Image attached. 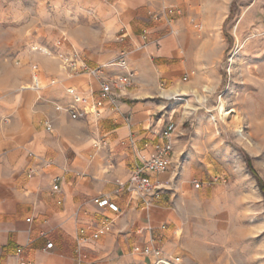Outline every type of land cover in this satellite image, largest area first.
<instances>
[{"label": "rangeland", "instance_id": "obj_1", "mask_svg": "<svg viewBox=\"0 0 264 264\" xmlns=\"http://www.w3.org/2000/svg\"><path fill=\"white\" fill-rule=\"evenodd\" d=\"M142 2L182 9L167 27L181 41L187 67L176 87L185 92L152 96L163 104L155 116L177 124V155L165 176L164 195L176 215L167 225L176 230L165 243L167 255L179 257L176 264H264V194L245 156L264 179V0ZM220 5L225 17L209 27V9ZM124 6L116 0H0V122L44 117L54 127V117L66 112L56 105L69 102L66 87L77 80L68 78L62 58L113 59L105 53L122 41L129 21ZM221 101L232 111L226 118ZM154 261L147 256L134 264Z\"/></svg>", "mask_w": 264, "mask_h": 264}, {"label": "crops", "instance_id": "obj_2", "mask_svg": "<svg viewBox=\"0 0 264 264\" xmlns=\"http://www.w3.org/2000/svg\"><path fill=\"white\" fill-rule=\"evenodd\" d=\"M116 1L125 4L120 9L129 21L119 46L105 54L116 58L126 53L135 72L133 87L118 99L117 108L107 104L99 116L79 119L65 112L54 117L53 131L46 128L49 119L44 117L21 125L10 116L0 122V264H20L21 258L35 264H72L78 242L90 254L91 264H134L147 257L134 247L148 243L162 245L168 256L165 243L176 230L167 225L176 215L164 195L170 186L167 172L155 174L165 190L149 207L123 184L140 159L154 154L171 120L155 116L163 104L152 96L184 93L176 83L187 66L180 59V38L168 30L173 26L161 7H143L142 0ZM220 7L209 9V27L225 17ZM82 84L87 87L86 80ZM175 135L172 161L177 155ZM30 169L34 172L29 175ZM56 176H61L58 190L53 189ZM100 195L115 200L121 213L100 209L93 201ZM106 217L113 218L111 230L98 239L91 237ZM81 227L87 228L84 237ZM49 241L54 243L51 249L46 248ZM18 247L23 252L18 253Z\"/></svg>", "mask_w": 264, "mask_h": 264}, {"label": "built area", "instance_id": "obj_3", "mask_svg": "<svg viewBox=\"0 0 264 264\" xmlns=\"http://www.w3.org/2000/svg\"><path fill=\"white\" fill-rule=\"evenodd\" d=\"M161 14L166 15L168 23L172 24V17L182 14V9L174 5H164V7H161ZM33 69L35 86L36 88H41L38 65H34ZM62 69L68 78L77 79L78 83L66 87L70 100L66 105L57 104L56 109L66 111L72 119H79L91 114L99 116L107 104L117 108L118 99L126 95L133 87L135 72L129 63L126 53L97 64H89L79 54L73 53L62 58ZM187 79L188 75H185L184 80ZM83 80H86L87 87H84L81 83ZM57 82L58 80L56 79L51 81L52 84ZM4 120L8 121L9 116L5 117ZM45 125L48 130L53 129L51 121L46 120ZM176 128L177 124L172 119L167 122L161 133L164 140L155 143V152L152 156L140 159V163L131 170L129 180L123 184V189L131 193V195L137 196L144 207L151 206L155 199L159 198L165 190L163 181L156 177L155 174L167 171L172 163L175 151L173 137ZM131 141L134 142L133 139ZM33 172L34 169H30L29 175ZM60 181L61 176L54 178V190L60 188ZM192 182L197 188L201 186V181L196 178H193ZM93 201L100 209H108L115 214H120L122 211L119 204L108 195L96 196ZM112 223L113 218H103L92 232L91 237L98 239L103 234L108 233L112 228ZM86 230V227L79 229L81 237H84ZM53 245V241H49L46 244V248L51 249ZM23 249V247H18V253L23 252ZM134 250L153 257L155 264H176L175 261L180 259L177 257L174 260L172 257L164 255L162 248L153 243L136 245ZM75 254L76 260L72 264L92 263L90 254L79 242L75 248ZM20 264L32 263L21 258Z\"/></svg>", "mask_w": 264, "mask_h": 264}, {"label": "trees", "instance_id": "obj_4", "mask_svg": "<svg viewBox=\"0 0 264 264\" xmlns=\"http://www.w3.org/2000/svg\"><path fill=\"white\" fill-rule=\"evenodd\" d=\"M245 156H246V160H247L248 166H249L251 172L256 176L258 184H259V187H260L261 191L264 194V179L258 174L257 170L253 166L250 154L246 152Z\"/></svg>", "mask_w": 264, "mask_h": 264}, {"label": "bare ground", "instance_id": "obj_5", "mask_svg": "<svg viewBox=\"0 0 264 264\" xmlns=\"http://www.w3.org/2000/svg\"><path fill=\"white\" fill-rule=\"evenodd\" d=\"M177 92V91H176ZM220 111L222 112L223 116L226 118L228 117V115H230L232 113V111H228L226 109L225 103L221 101V105H220Z\"/></svg>", "mask_w": 264, "mask_h": 264}]
</instances>
